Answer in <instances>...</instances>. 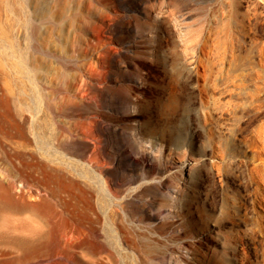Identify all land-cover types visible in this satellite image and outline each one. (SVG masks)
Here are the masks:
<instances>
[{"label": "bare ground", "instance_id": "obj_1", "mask_svg": "<svg viewBox=\"0 0 264 264\" xmlns=\"http://www.w3.org/2000/svg\"><path fill=\"white\" fill-rule=\"evenodd\" d=\"M183 1H168L171 2L167 3L170 4L168 21L165 25L156 24L160 41L172 31L171 24L180 30L189 17L188 4ZM220 9L217 25L220 30L216 32H221L217 38L230 51L227 71L219 70L213 76L208 50L213 37L207 31L192 57L178 50L176 38L172 36L170 52L162 59L169 92L156 82L157 78L148 81L137 71L138 62L144 61L138 51L135 58L108 51L104 74L95 77L94 82L80 77L83 79L78 87L80 93L84 91L83 95L88 90H100L94 83L109 88L118 81L134 82L141 93L135 94L130 107L136 111L135 115L144 111L151 113L143 123L129 127L133 141L129 149L141 160L131 162L125 157L113 156L112 144L105 140L99 149L110 152L111 161L105 167L98 165L90 170L100 192L117 202L119 212L113 206L105 208L99 204L95 185L82 184L64 172L62 158L70 159L66 154L73 152L78 156L76 160L82 161L91 148L87 139L60 138L56 146L49 142L48 146L60 156L46 158L50 147L47 151L43 120L45 115L55 113L49 103L42 104L41 100L36 108L15 104L7 97L0 101V264H121L116 254L129 258L124 264H152L168 253L175 257L187 246L185 239L190 231L181 220L182 211L189 193L199 188L200 178L201 217L206 225L212 224L222 250V255H214L211 263L224 264L223 257H228L232 264H245V261L264 264V0H227ZM226 9L230 12L228 18L224 15ZM120 25L125 32L131 31L130 20ZM5 41L13 50V42ZM13 59V69L26 73L34 81L23 58ZM116 66L119 71H115ZM119 86L131 89L130 85ZM147 92L149 100L144 98ZM193 94L196 102L191 97ZM74 101L70 112L92 108L88 102ZM195 108L206 137L197 152L201 161H196V166L190 169L184 190L179 187V181H183V160L173 162L178 164V173L165 193L169 204L157 216L152 211L151 194L165 188L167 177L161 176L156 182L146 181L144 187L122 195V185L129 177L126 172L139 165L146 176L153 174L157 161L164 158L160 154L163 146L180 153L192 151V140L183 134L184 122ZM96 125L99 130L109 129V124L96 121ZM187 127L191 128L188 123ZM90 132L84 131L86 138L91 137ZM165 162H170L169 158ZM205 175L216 180L215 190L202 187ZM86 176L83 175L85 179ZM174 190L182 193L181 210L176 208ZM62 196H72L75 201H64ZM53 200L61 205V211ZM159 217L163 219L155 223ZM175 217L178 220H173ZM70 225L76 232L75 237L62 245L59 230ZM107 232L115 245L107 240ZM177 261L176 258L174 262Z\"/></svg>", "mask_w": 264, "mask_h": 264}, {"label": "rangeland", "instance_id": "obj_2", "mask_svg": "<svg viewBox=\"0 0 264 264\" xmlns=\"http://www.w3.org/2000/svg\"><path fill=\"white\" fill-rule=\"evenodd\" d=\"M168 1L0 0V35L1 33L5 34L2 35L3 38L0 37V101L7 97L9 101L15 104L36 108L40 106L39 101L41 100L42 104L44 102L49 103L55 113L50 116L45 115L43 120L42 132L46 150L48 151L50 147L49 153H46V158L52 160L53 157L60 156L59 152L56 153L52 146H48L49 142L56 146L57 139L60 138L69 139L74 136L75 139L78 137V141L87 139L91 148L87 149L84 154L85 157L81 159L83 162L77 161L78 156L73 152H68L66 157L71 158L67 160L62 158L64 172L82 184L89 182L95 185L97 194H99L97 198L99 204L105 208L113 206L118 212L120 210L116 205L117 202L110 201L100 192L99 183L96 179L91 178L90 170L96 169L98 165L105 167L110 163V152H101L99 149L105 140L108 141V144H112L113 148L110 150L113 156H122L131 162L141 160L139 155L129 149V145L133 144L129 127L131 124L143 123L147 119V115H151V113L144 111L140 115H135L136 111L130 107V101L134 100L135 94L140 92L134 82L118 81L116 87L109 88L104 87L103 84L101 86L94 83L99 85L100 90L91 92L86 90V94L83 95L82 92L84 93V91L79 92L80 80L87 78V81L93 80L92 82H94L97 77L99 78V75L104 74L107 71L106 57L110 51H115V53L128 58H135V51H138L139 56L142 55L144 61L138 62L137 71L148 81H155L157 78L156 82L169 92L170 87L164 77L162 59L164 55L170 52L169 46L172 36L176 38L178 50L182 53L185 52L183 54L186 57L189 54V57H192L197 54L198 48L201 47L202 37L207 31L211 32L213 37L208 47V50L211 51L213 76L216 73L219 74L220 71H227L230 67V51L223 45L221 38H217V34L221 32H216L220 30L219 27L217 28L220 5L226 3L227 0H185V3L188 4L186 12H190V15H187L189 17L183 21L182 29L179 30L177 26L171 24L172 31L170 34L166 33L167 36L160 41L156 26L158 24L165 25L168 21L167 14L170 10L168 5L170 6V4L167 3H171ZM180 1L184 2L183 0ZM227 9L224 13L226 18L230 13ZM129 20L132 28L130 32H125L120 24L129 22ZM6 39L13 42V50L7 46ZM245 45L248 44L245 43ZM194 50L195 54L193 53ZM17 56L23 58L22 61L30 69L34 81L31 82L26 73L17 72L13 69L11 64L13 58ZM114 69L119 71L118 66ZM80 77L83 78L80 79ZM119 84L130 85L131 89H126V91ZM140 86H142L141 83ZM1 94H5L4 97ZM144 95L145 100H149L147 97L150 95L149 92ZM192 96L194 97L192 98L193 101L196 102L197 98L194 94ZM181 98L183 99L184 96L181 95ZM74 100H84L83 102H88L92 108L85 111L83 109L70 112ZM26 115L29 117L30 113ZM96 121H99L101 125L109 124V129L99 130ZM187 123L191 128L187 127ZM184 124L185 127L182 125L184 127L183 135L187 136L188 140H192V151L186 150L184 153H180L174 149L167 150L163 146L160 149V154L164 158L157 161L153 174L146 176L143 174L142 168L137 165L135 169L126 172L129 177L127 183L122 185V195L130 194L136 188L144 187L143 184L146 181L156 182L161 176H166L168 183L165 188L151 194L152 211L157 216L169 204V198L165 193L168 185L174 182V174L178 173V164L175 165L173 162H178L179 159L183 160V181H179V187L184 190L190 169L196 166V161H201L197 152L206 141V137L201 131L198 109L195 108L191 112L189 119ZM157 125L156 128L159 129ZM84 131H91V137L86 138ZM101 132L105 134L101 135ZM95 146L98 147L95 148ZM166 158H169L170 162H165ZM84 174L87 175L88 180L83 177ZM206 176L203 179L202 187L215 190L216 180ZM199 188H195L189 193L190 196L182 211L181 220L190 231L185 239L186 249L178 252L175 257H171L168 253L152 264H212L214 255H222L221 245L212 224L206 225L201 217V178ZM174 191V196L177 197L176 208L181 210L182 193ZM71 198L72 196H62L64 201H75ZM53 202L56 206L58 204L57 209L59 208L58 210L61 211V205L57 200H53ZM105 208L103 210H106ZM160 218L163 219V217H159L154 220L155 223H159ZM178 218L175 217L173 220H178ZM71 226L73 227V225L64 228L61 226L62 231L59 230L62 245L66 244L63 243L66 242L65 240L68 241L75 237L73 235L76 232ZM106 235L107 240L112 241L111 245H115L112 235L108 232ZM182 253L185 255L180 257ZM176 258L179 262L175 263ZM116 259L117 261L120 260L119 263L124 264L129 258L123 259L116 254ZM223 259H225L224 264H232L228 257H223ZM245 264L251 263L245 261Z\"/></svg>", "mask_w": 264, "mask_h": 264}]
</instances>
